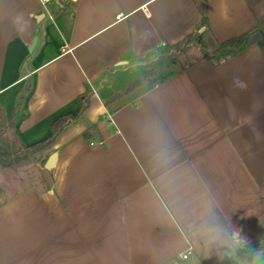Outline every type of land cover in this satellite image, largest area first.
<instances>
[{
	"label": "crops",
	"instance_id": "1",
	"mask_svg": "<svg viewBox=\"0 0 264 264\" xmlns=\"http://www.w3.org/2000/svg\"><path fill=\"white\" fill-rule=\"evenodd\" d=\"M190 36L247 44L186 64ZM87 91L42 179L0 187V264H264V0H0L13 144L51 137Z\"/></svg>",
	"mask_w": 264,
	"mask_h": 264
},
{
	"label": "trees",
	"instance_id": "2",
	"mask_svg": "<svg viewBox=\"0 0 264 264\" xmlns=\"http://www.w3.org/2000/svg\"><path fill=\"white\" fill-rule=\"evenodd\" d=\"M205 22V19L202 20ZM195 36H190L185 39L182 43L175 45L174 48L178 49L184 43H191ZM246 37L240 36L229 39L227 41L222 42L215 55L204 54L203 58L215 61L218 58H225L232 54H234L239 48L246 45ZM142 84V80H136L128 84L127 88L124 92H130L140 86ZM89 92L87 91L80 97L81 100V109L76 115L68 114L59 117L52 123V135L48 139H45L39 143L33 144L31 146H21V147H14L13 144H10V139L7 136L9 130L15 128L16 120L20 109L22 107L23 98L18 103L16 110L11 118L7 117L3 112L2 108L0 107V166L2 167H12L16 162H20L22 160L21 152H25L27 155L32 156L36 153H40L46 147L52 145L61 132L70 124L82 119L84 117V112L89 106ZM123 93H118L116 96H120ZM3 145L14 147V151H5L3 149Z\"/></svg>",
	"mask_w": 264,
	"mask_h": 264
},
{
	"label": "rangeland",
	"instance_id": "3",
	"mask_svg": "<svg viewBox=\"0 0 264 264\" xmlns=\"http://www.w3.org/2000/svg\"><path fill=\"white\" fill-rule=\"evenodd\" d=\"M218 47L219 46L213 44L212 41L206 39L200 40L198 37H195L193 38V41H191V43L182 44L180 47L181 50H179L180 48H178L180 52L176 50V52H174L172 55H174L175 58L179 59L181 62L187 64L195 59V56H193V54H199L200 56L204 54L215 55ZM10 144H13L12 140H10ZM14 147L17 148L18 146L14 145ZM14 147L3 145V149L5 151L12 152L15 149ZM21 155H22V160L20 162H16L14 166L6 167V168L0 166V187H3V185L7 183L6 180L8 179L12 181L17 180L18 178L22 180L23 179L26 180L30 178L32 180L40 179V178L42 179L41 169L39 167V164L36 163L39 153L29 156L25 152H21ZM248 257H250V254H248ZM253 259L255 260L256 256H254ZM192 260H194V257L190 259V262H192ZM196 264H199V262H196Z\"/></svg>",
	"mask_w": 264,
	"mask_h": 264
},
{
	"label": "water",
	"instance_id": "4",
	"mask_svg": "<svg viewBox=\"0 0 264 264\" xmlns=\"http://www.w3.org/2000/svg\"><path fill=\"white\" fill-rule=\"evenodd\" d=\"M260 37H261L260 33H255V34H253V35L250 37V39H249V43H250V44H253V43L257 42V41L260 39ZM36 42H37V37L34 38V44H33L32 46L29 47V50H30V51L33 50V47H34V45H35ZM56 158H57V153H56V152H55V153H52V154L49 156L48 160H47L46 163H45V168H46L47 170H50V169L53 168V166H54V164H55V161H56Z\"/></svg>",
	"mask_w": 264,
	"mask_h": 264
},
{
	"label": "built area",
	"instance_id": "5",
	"mask_svg": "<svg viewBox=\"0 0 264 264\" xmlns=\"http://www.w3.org/2000/svg\"><path fill=\"white\" fill-rule=\"evenodd\" d=\"M48 0H41V3H42V5L44 6L45 5V3L47 2ZM124 15V13H119L118 15H117V17L118 18H120V17H122ZM51 18H52V16H50ZM165 44V43H164ZM67 47H68V45L67 44H65V46L63 47V50H66L67 49ZM172 52H174L173 50H172ZM111 117V116H110ZM191 250V248H188V250H187V253H184L182 256H183V258H187V254H188V252Z\"/></svg>",
	"mask_w": 264,
	"mask_h": 264
}]
</instances>
